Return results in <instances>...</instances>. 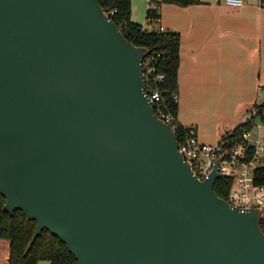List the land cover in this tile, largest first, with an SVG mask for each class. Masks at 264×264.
<instances>
[{
	"label": "water",
	"instance_id": "1",
	"mask_svg": "<svg viewBox=\"0 0 264 264\" xmlns=\"http://www.w3.org/2000/svg\"><path fill=\"white\" fill-rule=\"evenodd\" d=\"M151 51L99 0H0V192L37 222L26 252L48 229L79 264H264V205L184 158L144 91Z\"/></svg>",
	"mask_w": 264,
	"mask_h": 264
},
{
	"label": "crops",
	"instance_id": "2",
	"mask_svg": "<svg viewBox=\"0 0 264 264\" xmlns=\"http://www.w3.org/2000/svg\"><path fill=\"white\" fill-rule=\"evenodd\" d=\"M159 12L151 30L163 25L181 34L178 120L196 126L202 141L216 143L264 102V2L163 3ZM262 123L254 131L264 140ZM10 244L0 238V264H10Z\"/></svg>",
	"mask_w": 264,
	"mask_h": 264
},
{
	"label": "trees",
	"instance_id": "3",
	"mask_svg": "<svg viewBox=\"0 0 264 264\" xmlns=\"http://www.w3.org/2000/svg\"><path fill=\"white\" fill-rule=\"evenodd\" d=\"M99 2L129 40L138 46L152 49V53L160 52L157 64L160 70L166 73L162 87L168 91L166 95L169 109L177 119L180 129H183L184 124L178 120L179 103L174 99V93L178 95L179 91L180 32L170 29L165 31L145 29L141 22L131 17L132 0H99ZM200 2L201 0H152L151 6L147 9V17L159 19V7L163 3L188 6ZM113 10L115 12L111 14ZM263 110L264 102L259 104V114L262 120H264ZM251 127L252 123L249 121L236 125L228 132L229 144L232 145L240 140L243 133ZM177 134L180 135L179 129ZM256 182L264 183V163L256 169ZM232 185V179L219 177L215 182V190L219 196L227 199ZM5 202L6 198L0 192V238L9 239L11 242L10 264H38L40 260H48V264H79L66 243L48 229L43 230L42 235L36 238L31 249L26 252L36 232L37 222L29 220L20 209L11 214L4 208ZM261 224L264 230V219Z\"/></svg>",
	"mask_w": 264,
	"mask_h": 264
},
{
	"label": "built area",
	"instance_id": "4",
	"mask_svg": "<svg viewBox=\"0 0 264 264\" xmlns=\"http://www.w3.org/2000/svg\"><path fill=\"white\" fill-rule=\"evenodd\" d=\"M230 5L240 6L244 0H226ZM115 10L111 11V14ZM161 31L166 27L161 25ZM160 52L147 54L142 60L144 76V91L149 96L157 115L171 125L177 132L180 130L179 150L184 158L190 162L195 172L202 179L208 177L217 161L218 178L233 180L232 188L227 200L241 209H251L264 205V183L256 182V169L264 163V140L254 128L263 126L259 120V104L254 105L248 112L245 121L252 123V127L243 133V137L229 144L228 133L216 143H208L199 138L197 127L184 124L180 129L177 119L169 109L167 103L168 91L162 87L166 73L158 67ZM174 99L178 95L174 93ZM225 153V154H224ZM223 156L222 159H220Z\"/></svg>",
	"mask_w": 264,
	"mask_h": 264
},
{
	"label": "rangeland",
	"instance_id": "5",
	"mask_svg": "<svg viewBox=\"0 0 264 264\" xmlns=\"http://www.w3.org/2000/svg\"><path fill=\"white\" fill-rule=\"evenodd\" d=\"M148 1L149 0H132L131 17L133 20L145 24L146 29L151 30V28L155 27V25H158V22L155 19H150L147 17L146 10L148 7H150V1H149V5H148ZM262 2L264 1L262 0ZM262 97H264L263 92L260 99H262ZM259 120L262 121L261 118H259Z\"/></svg>",
	"mask_w": 264,
	"mask_h": 264
}]
</instances>
